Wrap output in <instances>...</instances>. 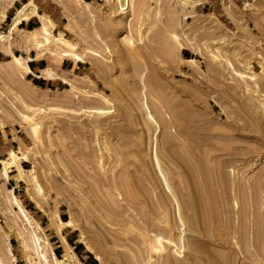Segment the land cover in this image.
<instances>
[{"label": "rangeland", "instance_id": "374dc122", "mask_svg": "<svg viewBox=\"0 0 264 264\" xmlns=\"http://www.w3.org/2000/svg\"><path fill=\"white\" fill-rule=\"evenodd\" d=\"M9 1L0 11L13 13ZM42 14L50 42L19 26L7 40L47 60L52 89L33 86L0 46V157L27 156L22 178L11 167L5 179L0 162L4 263L46 264L36 230L51 264L55 231L71 253L63 264H84L67 228L91 264H264V0H129L124 15L111 0H48ZM75 54L87 74L60 68L81 62Z\"/></svg>", "mask_w": 264, "mask_h": 264}, {"label": "bare ground", "instance_id": "6f19581e", "mask_svg": "<svg viewBox=\"0 0 264 264\" xmlns=\"http://www.w3.org/2000/svg\"><path fill=\"white\" fill-rule=\"evenodd\" d=\"M183 1V3L186 5V4H188L189 3V0H182ZM111 2L113 3V5L115 6V8H116V11L119 13V14H126L127 13V10H128V8H129V0H111ZM13 4V0H10L9 2H8V5H12ZM33 6V7H36V5H35V3L32 1H30V2H27V3H25L21 8H19V9H17V12L15 13V15L11 18V21H10V25H9V30H8V32H5V31H0V46L1 45H4L5 47H6V49H7V52L10 54V56L11 57H13V60L15 61V65L17 66H15V67H13V68H15V71H18V70H22V69H25V70H29V71H31V69H30V67L26 64V61H27V58H25L24 56H21V55H17V54H15L14 53V50H13V45H12V42H10L9 40H7V39H9L8 37H10V34H12L13 33V29H15L16 27H18V25L23 21V20H27V19H29L28 18V15H26L27 13H26V11L27 10H29L30 8H29V6ZM29 8V9H28ZM32 9V8H31ZM32 11V10H31ZM33 11H34V9H33ZM35 11H36V9H35ZM1 12V16H2V18L3 19H5L6 17H7V14H6V11L5 10H1L0 11ZM36 13V12H35ZM37 16H39V18L41 19V25L40 26H38V28H35V29H33V30H30V32H32V33H34V34H38V33H43V34H47L48 35V37L50 38V36H52V35H50V33H52V26L54 25V23H53V21L51 20V19H49L47 16H45V14L43 15L42 13L41 14H39V13H37ZM45 16V17H44ZM47 17V18H46ZM39 19V20H40ZM61 40H62V42L63 43H65V44H67V45H70V46H73L74 44L71 42V40L70 39H68V38H66L65 36H63V35H59L58 36ZM46 39H47V36L45 37ZM11 39V38H10ZM35 40H37V37H34V36H32L31 38L30 37H27L26 38V42H27V44L28 43H30L31 41H35ZM50 42L51 41V38L49 39V40H47V42ZM66 54H68V53H66ZM65 54V55H66ZM74 55V54H73ZM72 55V56H73ZM76 55V54H75ZM75 56H73V58H74ZM75 60H78V61H81V62H84L85 60L83 59V57H80V56H78V55H76V57H75ZM0 62H2V61H0ZM43 75H45V76H49V77H52L54 74L52 73V74H48V72L46 71V72H44L43 71ZM54 77V76H53ZM150 78V77H149ZM156 79V78H155ZM154 79V80H155ZM64 81V80H63ZM64 82H66V83H69V82H71V81H68L67 79L64 81ZM145 82V81H144ZM157 83V82H156ZM158 84V83H157ZM74 86V85H73ZM161 87V86H160ZM163 87H164V85H163ZM164 92V91H163ZM147 108V107H146ZM149 112V111H148ZM149 115V117H151L152 115L149 113L148 114ZM24 156L23 157H19V155L17 154V152L15 151V150H11L10 151V153H9V158L7 159H5V158H1L0 157V162L2 163V174L4 175V177H5V179H9L10 178V174H9V169L11 168V167H17V169L20 171V177L22 178V175H23V172L25 171V169H24V167H23V165L19 162L20 161V159H26L27 158V156L25 155V154H23ZM155 164L157 165V170H158V172H159V174H160V177L163 179V181H164V183H165V186L167 187V190L168 191H170L171 193H172V195L175 197V199L177 200L178 198H177V195H176V193H175V191L172 189V187L170 186V184H169V182H168V180H167V177H166V174H165V172H164V170L162 169V167H161V165H160V162H159V160H158V158H157V155H156V153H155ZM156 167V166H155ZM32 179H33V182H35L34 184H36L37 183V178H36V176L35 175H33L32 176ZM37 187H38V190H42V188H41V186H39L38 184H37ZM12 194H13V197H12V200H13V203L15 204V206H17V208L21 211V213L23 214V217H24V220H26L25 221V223L26 224H29V226H31V227H35L36 225H38V224H36L35 225V223L37 222L36 221V219L32 216V214L29 212V210L23 205V203H22V201L17 197V195L15 194V191H14V189H12ZM178 202V201H177ZM36 204L40 207V204L38 203V202H36ZM178 215H179V219H180V221L181 222H183L182 224H184L185 225V221H184V218H183V216L181 215V210H180V206L178 205ZM58 220L62 223V224H64V225H66V226H72L73 225V221L72 220H69V221H66V220H63L60 216H58ZM167 224V223H166ZM212 226V225H211ZM38 227H40V226H38ZM172 227V229H173V226H171ZM34 232V234H33V237L35 238V244L37 243L38 244V246H35L36 248H34V250L36 249L37 251H36V253L38 254V256H40V258L42 257L44 260H45V263L46 264H51L50 263V260H49V257H48V252H47V250H45V249H42V245L40 246V244H41V242L39 241L38 242V240H39V237L37 236V234L35 233L36 232V230H34L33 231ZM172 236V237H171ZM170 237H168V241L170 242V244L172 243L174 246H176L177 244H176V242H175V240H176V237H175V239L173 238V235H171ZM31 238H32V236H31ZM173 238V239H172ZM182 238H184V236H181V240H182ZM34 240V239H33ZM46 243L48 242V241H45ZM45 243V244H46ZM46 245H48V243L46 244ZM88 247L91 249V250H93V248L90 246V245H88ZM50 248V247H49ZM51 250H50V252L54 255V260H55V264H63V262H64V260L65 259H71V253H70V251H69V249L68 248H66V245H65V256H64V258L63 259H61V258H58L57 257V255H56V253H55V250H54V248L53 247H51L50 248ZM7 255H9V256H11L12 257V259L13 260H15V256H14V254H13V250L11 249V247L9 246L8 247V251H6L5 252V256H7ZM95 256H96V258L97 259H99L100 261L102 260L101 259V257H100V255H98V253L97 254H95ZM30 258V257H29ZM29 261H31L32 262V259L30 258L29 259ZM181 261V260H180ZM173 262V261H172ZM0 264H5L4 263V260H3V257L0 255Z\"/></svg>", "mask_w": 264, "mask_h": 264}, {"label": "crops", "instance_id": "0c3cea01", "mask_svg": "<svg viewBox=\"0 0 264 264\" xmlns=\"http://www.w3.org/2000/svg\"><path fill=\"white\" fill-rule=\"evenodd\" d=\"M32 0H13V4L10 6V11H12V14H7L5 21L11 20L13 14H15L16 10L22 6L26 2H30ZM52 2V0H50ZM37 5V12L38 13H44V10L47 6L48 0H40L34 1ZM44 6V7H43ZM43 10V11H42ZM40 20L36 14H33L29 19L23 20L18 26L20 29L24 30H31L37 26H39ZM15 53V52H14ZM0 54H4L3 50L0 49ZM16 54V53H15ZM10 56V54L8 53ZM22 55L26 57H30L28 60V65L31 69L30 72L27 74L28 81L35 87L41 88V89H52V86L55 85L54 79H48L43 76L42 72L48 67L47 60L45 58H38L37 52L35 49L30 48L28 51L25 49L23 50ZM11 57V56H10ZM86 62H74L71 59H64L60 65V68L62 71H68L69 73H73L74 75H82L87 74L86 69ZM23 165V163H22ZM24 166V165H23ZM21 181L18 183L15 182L14 188L18 189ZM32 209H30L31 211ZM72 233H76V231L67 230V228H64L62 231V234L66 237V240L72 245L74 251L78 254H80L81 257H86L84 264H86L87 261L91 264L93 260H95L94 257H92L90 254L86 253L84 254L85 249L84 245L81 242H76V239H73ZM55 237V246L54 250L57 254V252H61L65 250V245L61 239L60 234H58L56 231L53 235ZM90 259V260H89Z\"/></svg>", "mask_w": 264, "mask_h": 264}, {"label": "trees", "instance_id": "16d2710c", "mask_svg": "<svg viewBox=\"0 0 264 264\" xmlns=\"http://www.w3.org/2000/svg\"><path fill=\"white\" fill-rule=\"evenodd\" d=\"M90 255L93 257V254L90 252Z\"/></svg>", "mask_w": 264, "mask_h": 264}]
</instances>
